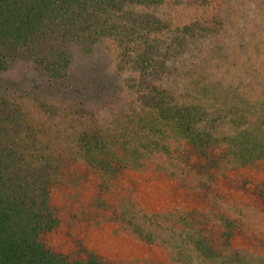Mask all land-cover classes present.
<instances>
[{
    "label": "rangeland",
    "instance_id": "rangeland-1",
    "mask_svg": "<svg viewBox=\"0 0 264 264\" xmlns=\"http://www.w3.org/2000/svg\"><path fill=\"white\" fill-rule=\"evenodd\" d=\"M127 10L162 23L150 40L171 58L164 82L181 104L211 114L224 151L215 178L201 183L213 190L193 184L192 155L177 133L151 132V118L128 87L136 76L120 68L111 43L91 58L76 54L66 88L18 64L0 76V86L60 163L51 187L59 226L42 241L73 259L89 252L112 264H224L232 253L240 264H264V157L235 166L224 142L264 122V0H165ZM186 26L210 31L180 48ZM91 130L107 138L113 173L93 166L82 150L80 136ZM222 217H233L239 228L230 248L223 239L211 241ZM199 234L216 246L218 259L198 252Z\"/></svg>",
    "mask_w": 264,
    "mask_h": 264
},
{
    "label": "trees",
    "instance_id": "trees-1",
    "mask_svg": "<svg viewBox=\"0 0 264 264\" xmlns=\"http://www.w3.org/2000/svg\"><path fill=\"white\" fill-rule=\"evenodd\" d=\"M164 2L0 0V76L23 63L52 85L66 88L75 55L91 58L100 44L111 43L120 54V68L136 76L128 87L151 118V132L161 135L164 127L177 133L185 143L184 153L192 155V165L187 166L196 172L192 173L193 184H198V190L211 192V185L201 183L207 176L215 178L214 170L224 152L217 148L218 135L211 114L201 107L181 104L164 82L170 73L171 58L150 40L162 23L154 16L127 10L134 6L157 8ZM209 31L206 26L184 27L180 48L186 49L189 41ZM0 89L4 90V95L0 91V264H112L89 252L73 259L53 252L42 241L43 235L59 226L51 206V187L60 174V163L41 145L21 107L6 95L8 89ZM259 124L253 132L241 130L225 139L235 166L264 157V122ZM107 142L100 130L85 131L79 139L89 163L110 174L114 167L107 159ZM204 200L209 201V197ZM235 221L233 217H222L221 233L211 241L223 239L230 248L239 229H235ZM194 245L206 259H218L216 246L202 234L194 239ZM232 254L224 264L243 262L239 254Z\"/></svg>",
    "mask_w": 264,
    "mask_h": 264
}]
</instances>
